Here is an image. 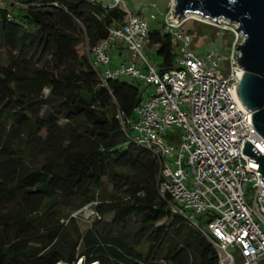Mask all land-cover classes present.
<instances>
[{
  "label": "trees",
  "instance_id": "1",
  "mask_svg": "<svg viewBox=\"0 0 264 264\" xmlns=\"http://www.w3.org/2000/svg\"><path fill=\"white\" fill-rule=\"evenodd\" d=\"M124 19L104 0H2L0 264H221L199 231L210 215L175 212L134 140L144 88L92 66ZM147 42L161 68L175 65V37L154 27Z\"/></svg>",
  "mask_w": 264,
  "mask_h": 264
},
{
  "label": "built area",
  "instance_id": "2",
  "mask_svg": "<svg viewBox=\"0 0 264 264\" xmlns=\"http://www.w3.org/2000/svg\"><path fill=\"white\" fill-rule=\"evenodd\" d=\"M106 4L122 8L125 19L91 49V63L102 80L125 75L153 88L135 108L131 130L134 140L157 158L159 194L168 196L179 214L192 219L210 215L199 231L214 245L221 264H236L231 250L238 252L240 264H264V181L259 162L242 152L248 141L264 155V137L237 92L243 74L236 59L243 39L237 25L222 71L218 51L195 52L185 29L190 15L179 18L171 0L163 31L175 37L179 55L173 67L163 69L143 53L150 31L144 15L130 11L124 0ZM121 48L129 52V62L110 66V52Z\"/></svg>",
  "mask_w": 264,
  "mask_h": 264
},
{
  "label": "water",
  "instance_id": "3",
  "mask_svg": "<svg viewBox=\"0 0 264 264\" xmlns=\"http://www.w3.org/2000/svg\"><path fill=\"white\" fill-rule=\"evenodd\" d=\"M175 14L195 13L237 25L243 39L238 64L243 74L237 85L242 104L252 112L253 125L264 137V0H174ZM242 152L259 162L264 181V155L246 141ZM264 183V182H263Z\"/></svg>",
  "mask_w": 264,
  "mask_h": 264
},
{
  "label": "rangeland",
  "instance_id": "4",
  "mask_svg": "<svg viewBox=\"0 0 264 264\" xmlns=\"http://www.w3.org/2000/svg\"><path fill=\"white\" fill-rule=\"evenodd\" d=\"M113 1L114 0H104L105 3L107 2L109 4ZM124 2L130 11L137 12L140 10V13L144 15V19L148 22L150 29L155 27L163 31V21L167 11V5L168 2L171 3V0H124ZM152 14L155 15L154 20L151 19ZM188 14L191 19L187 21L185 28H191L194 33L198 30L202 32L201 35L197 37H195L196 35H192L195 52L203 54L210 50L218 51L220 54L219 68L222 71L226 70L227 62L229 60L228 44H231L234 39V37L232 38L229 34L233 35L232 29L235 28V24H229L227 23L228 21L223 19H217L212 22L211 20L203 19L201 15H194L191 13ZM220 24L226 25V27ZM220 26L225 28L221 29L222 27ZM241 41L242 40L240 39V43ZM143 53L152 64L156 66L161 64V58L156 54L155 47L149 46L148 42L143 49ZM129 60L130 54L126 49L122 51L121 55L118 53L114 55V52H110V66L115 63L120 64L123 61L129 62ZM137 66L138 68H142V64L139 59H137ZM120 78L129 84L144 88L145 94H151L153 92V88L150 85L142 84L138 79L125 75H121ZM131 133L134 135L135 132ZM169 133L176 135L174 129H170ZM169 133L165 132L167 136L170 135ZM171 157H173V154ZM91 213L92 212L88 209H83V212H81L80 217L78 218V224L82 230H85L90 225V220L87 218L91 215ZM110 217L111 216H108V219H110ZM231 252L238 260V252L234 250H231Z\"/></svg>",
  "mask_w": 264,
  "mask_h": 264
},
{
  "label": "crops",
  "instance_id": "5",
  "mask_svg": "<svg viewBox=\"0 0 264 264\" xmlns=\"http://www.w3.org/2000/svg\"><path fill=\"white\" fill-rule=\"evenodd\" d=\"M137 12H140V10L137 11ZM123 50H124V49H122V48H121V49H114V50H112V52H114V55L117 54V53H118L119 55H121ZM117 65H118V64L115 63V64H112L111 66H112V67H115V66H117Z\"/></svg>",
  "mask_w": 264,
  "mask_h": 264
}]
</instances>
